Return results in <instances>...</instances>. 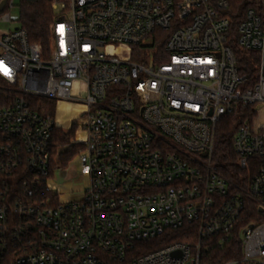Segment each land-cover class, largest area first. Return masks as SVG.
<instances>
[{
  "label": "built area",
  "instance_id": "2783aa9c",
  "mask_svg": "<svg viewBox=\"0 0 264 264\" xmlns=\"http://www.w3.org/2000/svg\"><path fill=\"white\" fill-rule=\"evenodd\" d=\"M12 6L0 0V24ZM228 7L52 0L47 55L22 28L0 31V264H206L202 250L235 236L242 256L223 264H264V0L231 36L256 54L253 77ZM29 97L84 108L78 199L43 194L57 121ZM237 105L252 108L233 138L245 187L211 160L216 122ZM186 225L195 240L143 251Z\"/></svg>",
  "mask_w": 264,
  "mask_h": 264
},
{
  "label": "trees",
  "instance_id": "16d2710c",
  "mask_svg": "<svg viewBox=\"0 0 264 264\" xmlns=\"http://www.w3.org/2000/svg\"><path fill=\"white\" fill-rule=\"evenodd\" d=\"M259 0H228L229 7L226 14L231 18L229 42L234 47L239 70L248 77H253L256 69L257 57L254 52L240 50L233 43L232 34H234L237 24L240 22L245 10L249 7H255ZM52 0H20V28L25 30L28 41L32 44H39L45 55L50 51V25L53 20V11L51 9ZM162 41L156 47L161 48ZM0 80V85H1ZM0 96L1 93H0ZM28 101L32 108L40 112L44 110L53 115L55 102L46 98L29 97ZM43 108V109H42ZM252 108L237 105L232 112L221 115L215 125L214 143L211 160L217 170L228 178L231 182L245 187L247 174L240 168L236 161V155L233 150V138L238 126L250 119ZM74 131L72 126L68 131L60 128L54 129L52 141L55 145L69 143ZM54 145V144H53ZM78 150V146L72 145L67 153H60L56 163L59 167H65ZM43 194L50 197L51 204L57 200L56 193L45 191ZM251 209L252 206L250 205ZM186 225L182 229L169 230L163 235L142 243L143 251H150L170 242L181 241L190 242L196 239L193 229ZM242 256L241 241L238 236L227 240L222 247L211 245L206 250H202V263L223 264L230 260H238ZM238 264H258L249 262H240Z\"/></svg>",
  "mask_w": 264,
  "mask_h": 264
},
{
  "label": "crops",
  "instance_id": "0c3cea01",
  "mask_svg": "<svg viewBox=\"0 0 264 264\" xmlns=\"http://www.w3.org/2000/svg\"><path fill=\"white\" fill-rule=\"evenodd\" d=\"M59 107L62 108V117L60 119L57 118ZM83 110L84 108L82 105L71 104V103L64 102V101L55 103V113L53 116L56 118V121H57L56 128H60L63 131H68L72 126H74L73 135L69 143L63 144V145H55L56 142L52 141L51 152H50L52 155V165H53L52 169L54 167L62 169L60 171V174L62 176L67 175V172H66L67 167L71 166L74 163H75V166H77V159H76L77 153L83 148L82 142H79L80 139H82L85 136L83 130L81 129L79 125V122H80L79 116ZM72 145L78 146V150L75 152L74 156L71 158V160L67 163L65 167L57 166L56 163L58 161L59 154L67 153ZM74 171L75 170L73 169L72 175L74 176L78 175L74 173ZM47 186L49 187L51 191H53V193L57 194V197L59 198V200L65 201V200L78 199L80 197V191L83 187V184L78 186L79 188H77V190H75L76 192L74 193L71 192L72 189H71L70 183L65 182L63 183V185L56 186L55 183H52L51 180L48 179Z\"/></svg>",
  "mask_w": 264,
  "mask_h": 264
},
{
  "label": "rangeland",
  "instance_id": "374dc122",
  "mask_svg": "<svg viewBox=\"0 0 264 264\" xmlns=\"http://www.w3.org/2000/svg\"><path fill=\"white\" fill-rule=\"evenodd\" d=\"M13 1V6L10 8L9 14H10V21L8 22H4L2 24H0V31H7V30H12V29H16V28H20V20H19V16H20V0H12ZM149 53V52H147ZM3 83H1L2 85ZM3 100H0V105L3 104ZM43 109V108H42ZM40 112L43 113H47L44 110H41ZM54 113H55V107H54ZM53 113V115H54ZM49 114V113H47ZM51 115V114H50ZM75 168V163L72 164L71 166L67 167L66 172L67 175L66 176H62L60 174V171L62 169L54 167L52 169V173L49 176V179L51 180L52 183H55L56 186H60L63 185V183H70L71 184V189H72V193L76 192L75 190H77V188H79L78 186L82 185L84 182V178L83 176L80 175H72V171Z\"/></svg>",
  "mask_w": 264,
  "mask_h": 264
},
{
  "label": "bare ground",
  "instance_id": "6f19581e",
  "mask_svg": "<svg viewBox=\"0 0 264 264\" xmlns=\"http://www.w3.org/2000/svg\"><path fill=\"white\" fill-rule=\"evenodd\" d=\"M61 107V105H60ZM59 107L57 118L60 119L62 117V108ZM80 108V107H79Z\"/></svg>",
  "mask_w": 264,
  "mask_h": 264
}]
</instances>
